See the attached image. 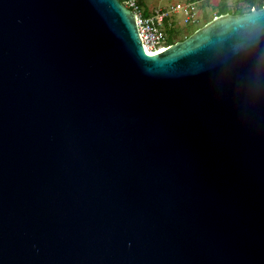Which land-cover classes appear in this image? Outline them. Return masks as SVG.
<instances>
[{
	"label": "water",
	"instance_id": "95a60500",
	"mask_svg": "<svg viewBox=\"0 0 264 264\" xmlns=\"http://www.w3.org/2000/svg\"><path fill=\"white\" fill-rule=\"evenodd\" d=\"M0 264H264V6L0 0Z\"/></svg>",
	"mask_w": 264,
	"mask_h": 264
},
{
	"label": "built area",
	"instance_id": "2783aa9c",
	"mask_svg": "<svg viewBox=\"0 0 264 264\" xmlns=\"http://www.w3.org/2000/svg\"><path fill=\"white\" fill-rule=\"evenodd\" d=\"M202 0H180L173 4L151 10L149 14L140 0H124L122 3L135 14V21L145 51L149 54L163 50L167 45L168 27L175 25L172 16L182 12V23L193 25L199 22V3ZM179 14V13H178Z\"/></svg>",
	"mask_w": 264,
	"mask_h": 264
},
{
	"label": "crops",
	"instance_id": "0c3cea01",
	"mask_svg": "<svg viewBox=\"0 0 264 264\" xmlns=\"http://www.w3.org/2000/svg\"><path fill=\"white\" fill-rule=\"evenodd\" d=\"M177 1H180V0H143V5L146 9L145 12L149 13L154 8L170 5ZM221 1L222 0H217V1L216 0H202L199 3V9H198L199 10V22L198 24H196V26H193V27H197L203 24L206 20L214 16L216 12L218 11L219 4L221 3Z\"/></svg>",
	"mask_w": 264,
	"mask_h": 264
},
{
	"label": "trees",
	"instance_id": "16d2710c",
	"mask_svg": "<svg viewBox=\"0 0 264 264\" xmlns=\"http://www.w3.org/2000/svg\"><path fill=\"white\" fill-rule=\"evenodd\" d=\"M121 2H123L124 0H120ZM242 1H244V2H246V3H248V5H249V8H248V10H238V11H231L230 10V6L227 4V0H222L221 1V3L219 4V8H218V11L216 12V14L214 15V16H216V15H220V14H223V13H227V12H229V13H234V14H238V13H245V12H249L252 8H257V9H259V8H261L262 6H264V2H263V0H237V2L236 3H239V2H242ZM140 3L142 4V6L144 7V5H143V0H140ZM146 10V9H145ZM146 14H149V13H147V12H145ZM214 16H212L211 18H209L208 20H206L203 24H201V25H199V26H197V27H195L194 29H193V31H191V32H188L187 31V33L186 34H183V38H180V39H178V38H175V36L179 33L178 31H175V26L176 25H173V26H171V27H168V29H167V32H168V38H167V42H168V45L169 44H172V43H174V42H177V41H179V40H184L186 37H188L191 33H193L197 28H199L200 26H202V25H204L206 22H208L209 20H211ZM196 24H198V23H196ZM196 24H193L192 26H196Z\"/></svg>",
	"mask_w": 264,
	"mask_h": 264
},
{
	"label": "rangeland",
	"instance_id": "374dc122",
	"mask_svg": "<svg viewBox=\"0 0 264 264\" xmlns=\"http://www.w3.org/2000/svg\"><path fill=\"white\" fill-rule=\"evenodd\" d=\"M213 2H215V1H213ZM236 2H237V0H227V4L230 6V10L231 11L248 10V8H249L248 3L244 2V1L239 2V3H236ZM263 2H264V0H263ZM197 7L199 9V6H197ZM144 9H145V7H144ZM144 11H146V10H144ZM178 13H175V15L172 16V19L174 20L175 25H176L175 28H174L175 31H178L179 32L175 36V38L180 39V38H183L184 37L183 34H186L187 31L188 32L193 31V29L195 27H193L192 25H184L182 23V18H183L182 12H178Z\"/></svg>",
	"mask_w": 264,
	"mask_h": 264
}]
</instances>
